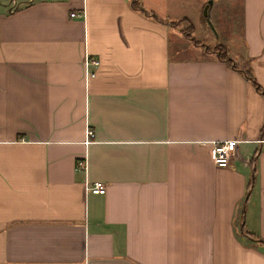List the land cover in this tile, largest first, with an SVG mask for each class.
Wrapping results in <instances>:
<instances>
[{
	"label": "crops",
	"instance_id": "0c3cea01",
	"mask_svg": "<svg viewBox=\"0 0 264 264\" xmlns=\"http://www.w3.org/2000/svg\"><path fill=\"white\" fill-rule=\"evenodd\" d=\"M137 1L0 0V264H264V0Z\"/></svg>",
	"mask_w": 264,
	"mask_h": 264
},
{
	"label": "built area",
	"instance_id": "2783aa9c",
	"mask_svg": "<svg viewBox=\"0 0 264 264\" xmlns=\"http://www.w3.org/2000/svg\"><path fill=\"white\" fill-rule=\"evenodd\" d=\"M13 7V5L11 6ZM70 16L73 15V12L69 13ZM83 72L85 77L92 76L93 71L89 70V67H96L98 60L88 55H84L82 58ZM85 137L83 139L84 144L90 141V138L93 136L92 130L90 128H85ZM237 140L235 139H221L213 142V155L212 161L216 166H225L228 163V160L232 154L233 149L235 148ZM75 170H84L85 169V156L76 158L74 161ZM86 189L90 193L102 194L105 190L103 182L100 180H93L86 185Z\"/></svg>",
	"mask_w": 264,
	"mask_h": 264
},
{
	"label": "rangeland",
	"instance_id": "374dc122",
	"mask_svg": "<svg viewBox=\"0 0 264 264\" xmlns=\"http://www.w3.org/2000/svg\"><path fill=\"white\" fill-rule=\"evenodd\" d=\"M207 1V0H206ZM202 13V12H201ZM220 17L217 19V22L215 20V18L213 17L212 13L211 15L208 13L207 16L203 17V21L205 22L206 26L208 27V29L210 30V34L211 36H216V30H215V26L218 25V21L221 20V18L226 21L228 20L230 23L234 22L235 21V16H232L231 18L227 17V13L225 10H221L220 11ZM191 35H193L194 39H201V41H204L203 42V45L206 46V49L208 51H211L213 52L214 54H216L215 52L217 50L220 49V47H218L219 44L217 43H209L206 39L207 37L205 36L204 33H202L199 29L197 28H194L192 31H191ZM198 41V40H197ZM199 42V41H198ZM202 43V42H201ZM205 43V44H204ZM209 43V44H208ZM229 49L232 51L231 53H233L235 51V49L233 48V46L230 44L229 45Z\"/></svg>",
	"mask_w": 264,
	"mask_h": 264
},
{
	"label": "trees",
	"instance_id": "16d2710c",
	"mask_svg": "<svg viewBox=\"0 0 264 264\" xmlns=\"http://www.w3.org/2000/svg\"><path fill=\"white\" fill-rule=\"evenodd\" d=\"M130 6L136 10H142L139 6V3L137 0H130ZM149 14V13H148ZM151 15V14H150ZM190 29H191V25L188 23L186 26L183 27V34L193 43L198 44L199 42L197 40H195L191 35H190ZM218 47H220L219 50H217L215 53L216 57L222 61H224L225 63H227L230 66H233L231 63L230 58L227 57L226 54V50L224 45L219 44ZM246 78L253 84V86L255 87V89L260 92L263 96H264V92L259 88V86L257 85V83L255 82V80L249 76L246 75ZM264 129V121L261 127V130ZM259 241H261L262 243H264L263 239H260Z\"/></svg>",
	"mask_w": 264,
	"mask_h": 264
},
{
	"label": "water",
	"instance_id": "95a60500",
	"mask_svg": "<svg viewBox=\"0 0 264 264\" xmlns=\"http://www.w3.org/2000/svg\"><path fill=\"white\" fill-rule=\"evenodd\" d=\"M211 0H207L204 6L202 7V15L205 17L207 14V6L210 4Z\"/></svg>",
	"mask_w": 264,
	"mask_h": 264
}]
</instances>
